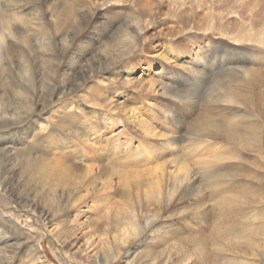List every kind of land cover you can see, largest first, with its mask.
I'll list each match as a JSON object with an SVG mask.
<instances>
[{"label":"rangeland","instance_id":"374dc122","mask_svg":"<svg viewBox=\"0 0 264 264\" xmlns=\"http://www.w3.org/2000/svg\"><path fill=\"white\" fill-rule=\"evenodd\" d=\"M58 1L78 8V4L87 0ZM96 3V11L104 18L97 21L95 26L91 21L92 25L90 22L86 24V38L82 46L96 38L99 28L109 22L114 23L115 27L103 43L117 40L116 34L128 27L133 18L141 20L145 28L141 32L139 46L120 60L110 74L95 77L76 96L65 97L43 112L47 115L45 119H39L40 123L50 128L40 139V146H33L36 148L33 155L53 164L52 167H62L69 179L81 177L87 165L94 167L92 173L99 174L100 178L93 186L95 191H90L93 193L88 201L84 199L70 210L55 211L57 218L50 228L40 223L35 214L0 195L1 210L19 219L13 220L20 224L12 229L13 236L21 237L28 233L42 235L39 249L47 264H232L234 261L240 264H264V255L251 247L254 245L264 250V111L256 106L233 110L212 97L214 86L228 77H235L233 80L238 81L235 88L243 93H251L244 74L249 69L258 72L264 80V0H97ZM111 45L116 43L111 42ZM97 46H88L85 63L91 64L102 58L101 44L99 48ZM188 60L204 65L199 68L204 75L196 73L199 76L196 79L194 73L187 75V85L193 93L190 97L170 98L152 94V84H159L164 79L169 85L172 84L169 77L184 76L186 70L181 66ZM163 68L166 74L161 76ZM118 70V78L125 75L124 71H130L131 81L127 85L122 80H106ZM101 83L107 84L105 87L111 98L107 102L99 97ZM46 87L50 89L48 85ZM113 89L117 92L111 95ZM263 94L264 87L258 88L254 94V105ZM42 95H46L43 89ZM4 97L6 99L7 95L2 94L1 99ZM146 99L157 102L156 108L152 110ZM122 106L138 110L139 116L154 131L171 137L183 136L173 145L176 148L174 152L162 141H148V144H155L151 158L156 160L155 163L170 161L177 156L187 161L198 173L197 184L201 189L196 198L198 202L194 199L173 204L159 223L161 229L155 233L141 234L126 246H121L118 239L122 238V230L127 228L123 218L131 212L128 209V195L132 194L134 199L142 197L148 188L138 185L136 180L129 187L121 184L118 177L100 175V170L110 162L108 160L114 159L110 155L114 143L125 141V148L128 149V142L137 135L133 125L120 114ZM17 108L23 109L21 103ZM67 114H72L74 121L80 120L89 126V139L86 142H75L64 129L60 117ZM102 115H106L103 120ZM236 115L252 117L250 122L258 125L263 133L261 144L236 147L221 141L212 142L216 149L212 160L208 158L211 154L202 155L203 150L195 152L198 142L193 139L191 129L200 118L208 116L223 121ZM123 129L125 132L121 133ZM54 138L57 140L54 141ZM65 142L69 143L68 146L61 147ZM79 149H82L81 152L76 153ZM59 158L67 160V167L55 162ZM204 159L212 163L199 166L197 162ZM122 168L141 169V166L137 164ZM214 179L222 182L218 191L209 185ZM83 194L89 195L86 192ZM235 194L241 195L238 202L221 212L217 202L224 196ZM85 202H92L95 207L89 210L90 203L86 205ZM80 211L85 212L80 215ZM143 213L147 214L148 211ZM230 221L241 224L242 232L245 235L249 233L251 238L244 236L243 239L229 238L215 242L217 236L214 231L219 227H233L235 224ZM54 229L57 237L50 233ZM88 239L100 258L91 252H82ZM19 259L17 256L13 262L18 263Z\"/></svg>","mask_w":264,"mask_h":264},{"label":"bare ground","instance_id":"6f19581e","mask_svg":"<svg viewBox=\"0 0 264 264\" xmlns=\"http://www.w3.org/2000/svg\"><path fill=\"white\" fill-rule=\"evenodd\" d=\"M87 1L78 4V8H76L65 1L58 0H0V55L4 57L2 60L0 59V195L17 204L21 209L35 214L41 220L40 223L48 228L53 226V222L57 218L55 211L70 210L84 199L88 201L93 193L90 191H95L93 186L100 176L92 173L94 167L87 165L85 173L81 177L69 179L62 167H52L53 164L45 159L35 157L33 153L36 148L33 146H40V139L44 132L50 128L43 126L39 119L47 115L43 112L47 111L51 104L54 105L71 95L76 96L79 90H83V86L95 77L110 74L111 69L120 60L139 46L141 32L145 30L141 20L133 18L129 21L128 27L116 34L118 39L111 41L116 43L113 46L111 42L103 43V40L109 37L108 34L115 27L114 23L109 22L99 28L100 32L97 37L86 42L88 45H84L86 46L84 48L81 43L86 38L84 36L87 30L86 24L91 21L95 26L97 21L104 18L103 14L96 11L97 0ZM253 38L254 36H252V40ZM262 43L264 44V41ZM100 44L102 58L91 62V64L85 63L87 54L85 52L88 46L91 48ZM167 61L172 62L170 59ZM192 62V60L183 62L184 64L188 63V65L181 66L186 70L184 76L169 77L172 84L167 85L162 78L159 84H152V94L170 98L190 97L193 93L187 85L189 84L187 75L194 73V79L199 77L196 76V73L204 75L199 71V68L201 66L203 68L204 65ZM165 70L163 68L161 76L166 74L163 72ZM124 72L125 75L122 78L117 77L120 75L118 70L106 80L111 82L122 80V83L127 85L131 81L130 71ZM244 74H246L245 81L250 86L251 93H246V91L245 94L242 90L235 88L234 85L238 81L233 80L235 77H228L225 81L214 86L213 99L233 110L256 106L258 110L264 111V96L259 97L256 101L257 105H254V94L258 88L264 87V80L260 78L258 72L251 71V69L244 71ZM47 85L50 89H47ZM105 86L107 84L101 83L98 93L99 97L107 102L111 98L108 88ZM42 89L46 92V97L42 95ZM116 92L113 89L111 95ZM2 94L7 95L6 99L5 97L1 99ZM146 101L152 110L158 105L157 102L155 104L149 99ZM20 103L23 106L22 110L17 108ZM120 114L129 124L133 125L137 135L130 139V143L128 142V149L125 148V141L114 143L110 148V155L114 158L112 160L118 161L109 159L110 162H107L108 164L100 170V175L110 178L118 177L121 179V184L129 187L133 180H136L138 185L148 188L142 197L138 196L134 199L132 194L128 195L130 197L127 198L130 205L128 209L131 212L126 213L123 218V224L127 228L122 230V238L118 239L121 246H126L141 234L155 233L157 229H161L162 225L159 223L167 209L184 200L195 199L197 201L196 198L201 193V189L197 184L198 173L187 161H183L177 156L170 161L155 163L156 160L151 158L155 144H148V141H162L169 145L171 151L174 152L176 148L173 145L176 144L178 138L183 136L171 137L154 131L139 116L138 110L136 111L133 107H120ZM103 117L106 115H102V120ZM60 118L63 119L60 122L64 123V129L73 136L75 142H86L89 139L87 124L84 125L80 120L74 121L75 118H72V114ZM251 119V116L244 115L226 117L223 121L214 120L208 116L200 118L191 129L193 139L198 142L195 152L198 149L199 151L203 150L202 155L210 156L211 154L212 156L208 158L212 160L216 151L212 142L221 141L236 147H255L261 144L263 133L258 125L250 122ZM31 126L33 128L30 130ZM123 132L125 129L121 130V133ZM119 134L114 135L112 140ZM56 140L54 138V141ZM68 144L65 142L61 147L65 148ZM80 150L82 149L76 153H80ZM210 160L204 159L201 162L196 160L194 164L198 161L199 166L205 164L207 166L212 163ZM55 162L65 167L68 165L67 160L63 161L60 158L59 160L55 159ZM137 164L141 166V169L122 168ZM220 183H222L220 179H214L213 183L209 185L214 191H218L222 187ZM84 192L89 195L86 196L83 194ZM240 197L241 195L235 194L220 198L221 200L217 203L221 212L234 206ZM88 203H90L89 210L95 207L94 203ZM145 210L148 211L147 214L143 213ZM84 212L80 211V215H83ZM13 220L18 221L19 219L18 217L15 219L13 215H6L0 205V264H47L39 249L43 236L38 233H28L25 234L26 237L13 236L12 229H16L17 225H20ZM29 223L33 222L29 221ZM232 224L235 225L226 227V229L219 227L214 231L217 236L215 242L229 238L243 239L248 236V239L251 238L249 233L245 235L242 232L241 224ZM50 233L54 237L58 236L55 229L50 230ZM85 247L82 252H86L85 254L91 252L93 256L100 258V254L92 247L89 239L86 241ZM251 247L264 255L263 249L254 247V245ZM17 256L20 259L18 263H14ZM232 264L240 263L234 261Z\"/></svg>","mask_w":264,"mask_h":264}]
</instances>
